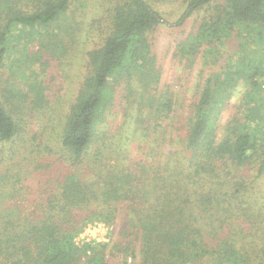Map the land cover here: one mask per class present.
I'll return each instance as SVG.
<instances>
[{"label":"trees","instance_id":"trees-1","mask_svg":"<svg viewBox=\"0 0 264 264\" xmlns=\"http://www.w3.org/2000/svg\"><path fill=\"white\" fill-rule=\"evenodd\" d=\"M73 1L0 0V69L15 28H48L31 46L29 62L40 70L24 86L4 88L0 164L5 145L24 130L23 107L48 104L41 74L68 51L71 35L61 30ZM110 1L108 34L88 52L87 73L61 131L60 158L74 169L25 217L3 204L12 194L4 188L9 176L0 177V264H108L107 244H81L77 237L90 222L115 224L119 204L127 211V246L116 244L140 254L123 264H264V0H184L179 26L198 9H213L177 45L189 68L219 55L222 35L235 33L245 55L205 79L190 106L183 150L156 175L140 153L133 158L119 148L128 138L116 137L111 124L122 106L137 133L133 140L142 142L173 112V98L159 90L162 74L149 36L164 18L148 0ZM23 2L33 9L24 10ZM241 77L250 84L247 107L223 124Z\"/></svg>","mask_w":264,"mask_h":264},{"label":"rangeland","instance_id":"rangeland-1","mask_svg":"<svg viewBox=\"0 0 264 264\" xmlns=\"http://www.w3.org/2000/svg\"><path fill=\"white\" fill-rule=\"evenodd\" d=\"M148 1L164 18V22L160 23L149 36L162 74L159 90L163 95L173 98L174 110L168 118L161 119V127L153 131L146 141L133 140L137 133L134 126L129 124L130 118L127 122L122 117L124 110L122 106L119 107L111 127L117 130L116 137L122 133L128 138L119 143V148L127 147L131 150L129 156L133 158H137L140 153L139 157L149 165V172L156 175L157 172L163 173L174 159V154L178 157L183 150L190 106L196 100L205 79L212 74L223 72L231 58L233 61L238 58L240 60L245 55V50L240 47V38L235 33L230 37L222 35L221 43L218 42L219 55L214 54L206 63L204 59L199 58L195 65L189 68L186 60L179 56L177 45L213 14L212 7L208 5L198 9L184 25L179 26L176 22L186 9L184 0ZM114 4L115 2L110 0L72 2L63 24L65 27L61 30L62 33L71 35L67 40L68 51L61 58L52 60L53 64L48 74L45 75L44 72L41 74L44 75V84L48 86V104L38 110L23 107L22 112H25L26 119L24 130L13 142L4 147L6 155L0 164V177L6 174L9 176L4 188L11 192L12 197H6L3 204L11 206L12 210H17L24 217L36 212L37 204L41 196L46 195L45 190L48 187L57 179H61L70 169H74L69 162L60 158L58 147L61 131L70 105L75 101L87 73L88 52L102 43L108 34ZM22 8L30 11L33 5L30 2H23ZM47 29L43 26L37 29H14L16 38L13 41V48L0 69V100L6 98L4 88L13 85L24 86L32 72L40 70L39 65L29 62L33 49L31 46H35L34 42L40 31ZM24 37L29 39V44L25 45L22 39ZM249 90L250 84L241 77L233 90L230 103L223 111V124L237 110L241 112L242 105L247 107L246 98ZM80 169L86 174L90 173L84 168ZM19 176L21 181H16ZM259 187L263 186L258 184L257 188ZM126 215L127 211L119 204L115 224L108 226L103 222H90L77 237V241L81 244H107L108 264H123L127 259L130 262L139 260L140 254L137 253L134 257L131 251H127L128 247L116 244L120 240H125L124 246H127V239L124 237L127 232V222L124 220Z\"/></svg>","mask_w":264,"mask_h":264}]
</instances>
